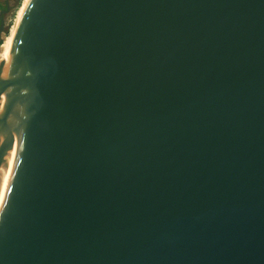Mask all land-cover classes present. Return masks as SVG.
<instances>
[{"label": "water", "instance_id": "95a60500", "mask_svg": "<svg viewBox=\"0 0 264 264\" xmlns=\"http://www.w3.org/2000/svg\"><path fill=\"white\" fill-rule=\"evenodd\" d=\"M0 154V264H264V0H31Z\"/></svg>", "mask_w": 264, "mask_h": 264}, {"label": "bare ground", "instance_id": "6f19581e", "mask_svg": "<svg viewBox=\"0 0 264 264\" xmlns=\"http://www.w3.org/2000/svg\"><path fill=\"white\" fill-rule=\"evenodd\" d=\"M30 1L31 0H23L22 6L17 13L13 26L11 27L10 33L9 34L3 33L1 36L2 43L0 44V71L3 67L4 62L7 61L10 57V53H11V50L14 44L19 22L21 18H23V21H24L26 10L28 8ZM1 161H2V157L0 154V162ZM7 187H8V183L4 179V173L2 172L1 177H0V208L3 204Z\"/></svg>", "mask_w": 264, "mask_h": 264}, {"label": "rangeland", "instance_id": "374dc122", "mask_svg": "<svg viewBox=\"0 0 264 264\" xmlns=\"http://www.w3.org/2000/svg\"><path fill=\"white\" fill-rule=\"evenodd\" d=\"M23 0H10L9 9H7V13L4 14V33L9 34L11 27L13 26L14 20L17 16L19 9L22 6ZM6 10V9H5ZM2 43L0 38V44Z\"/></svg>", "mask_w": 264, "mask_h": 264}, {"label": "crops", "instance_id": "0c3cea01", "mask_svg": "<svg viewBox=\"0 0 264 264\" xmlns=\"http://www.w3.org/2000/svg\"><path fill=\"white\" fill-rule=\"evenodd\" d=\"M8 5H10V0H0V15L2 14V11L7 9Z\"/></svg>", "mask_w": 264, "mask_h": 264}, {"label": "flooded vegetation", "instance_id": "af4514ba", "mask_svg": "<svg viewBox=\"0 0 264 264\" xmlns=\"http://www.w3.org/2000/svg\"><path fill=\"white\" fill-rule=\"evenodd\" d=\"M7 9H9V5L7 6ZM7 9H6V10H4V11H6V13H7V11H8Z\"/></svg>", "mask_w": 264, "mask_h": 264}]
</instances>
